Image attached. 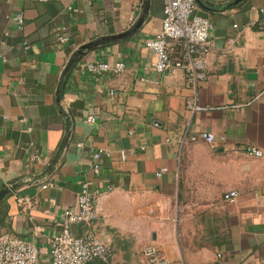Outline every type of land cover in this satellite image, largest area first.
<instances>
[{
  "label": "crops",
  "instance_id": "obj_1",
  "mask_svg": "<svg viewBox=\"0 0 264 264\" xmlns=\"http://www.w3.org/2000/svg\"><path fill=\"white\" fill-rule=\"evenodd\" d=\"M143 1L134 35L89 50L63 76L79 46L125 31ZM197 11L211 46L203 77L189 81L180 68L157 73L145 46L160 30L161 0H0V189L17 184L0 203V236L33 242L38 264H50L57 224L87 182L99 192L96 215L70 230L111 248L89 264H146L147 244L169 264H264V0ZM95 61L125 67L91 72ZM200 131L214 143L189 139Z\"/></svg>",
  "mask_w": 264,
  "mask_h": 264
},
{
  "label": "built area",
  "instance_id": "obj_2",
  "mask_svg": "<svg viewBox=\"0 0 264 264\" xmlns=\"http://www.w3.org/2000/svg\"><path fill=\"white\" fill-rule=\"evenodd\" d=\"M162 22L158 32L145 41V46L154 52L153 68L157 73H164L173 68H180L188 80L202 78L204 58L211 46L209 39L210 22L207 17L197 11L194 0H161ZM21 25V13L14 16ZM63 28H59L62 30ZM60 34L58 40L65 41ZM125 67L124 62L114 64L95 61L87 65L91 72L111 71L118 73ZM195 110H206L212 107L201 106L197 103L189 105ZM91 120V118H89ZM191 141L201 140L212 145L215 136L209 131H200L189 136ZM242 151L250 156H263L262 150L254 146H242ZM100 151L94 152L93 170L99 169ZM158 172L157 175H160ZM42 187H45L43 185ZM237 196L235 190L224 193V199L232 200ZM99 192L92 190L87 182H81L77 196V209L67 208L64 220L59 222L58 232L51 238L48 247L50 264H89L94 259L106 260L111 256V248L97 238L92 232L75 235L70 230L73 223L90 222L96 215V205ZM146 264H169L163 252L154 244H147L143 250ZM38 249L36 245L22 237L12 235L0 236V264H38Z\"/></svg>",
  "mask_w": 264,
  "mask_h": 264
},
{
  "label": "water",
  "instance_id": "obj_3",
  "mask_svg": "<svg viewBox=\"0 0 264 264\" xmlns=\"http://www.w3.org/2000/svg\"><path fill=\"white\" fill-rule=\"evenodd\" d=\"M194 1L199 7L207 11H216L220 9L225 10V9L235 8L237 6H240L245 0H228L223 6H221V8H217L216 6L209 5L206 3L205 0H194ZM148 12H149V3L148 2L144 3L143 1L141 13L139 14L135 22L130 27H128L125 31L119 32L116 34L105 35V36H102L101 38H98L97 40L86 42L82 44L81 46H79L73 53V56L69 59L68 63L66 64L63 70V76L67 75L73 63L75 62L76 58H78L79 56H83L89 50H93L101 44L119 41L121 39L134 35L139 30V28L141 27L145 19L147 18ZM250 76L253 77L254 74L249 73L248 77ZM16 189H17L16 183L9 184L1 188L0 189V203L3 202L7 198V196L14 193Z\"/></svg>",
  "mask_w": 264,
  "mask_h": 264
}]
</instances>
